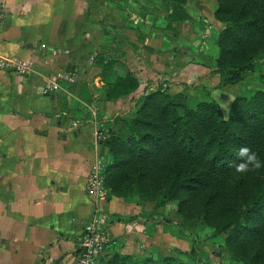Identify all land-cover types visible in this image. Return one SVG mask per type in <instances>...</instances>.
<instances>
[{"label":"crops","instance_id":"obj_1","mask_svg":"<svg viewBox=\"0 0 264 264\" xmlns=\"http://www.w3.org/2000/svg\"><path fill=\"white\" fill-rule=\"evenodd\" d=\"M2 1L0 51L29 61L30 69L0 67V264H73L90 212L85 177L91 162L103 159L96 129L160 86L206 88L226 111L231 87H218L210 66L221 25L214 0H188L189 17L171 23V33L159 24L166 10L158 0ZM177 41L193 54L185 57ZM99 52L134 74L133 91L104 97ZM67 62L73 71L64 70ZM59 72L66 77L50 87ZM103 206L116 242L98 264L111 253L160 256L184 242L177 225L167 227L133 198L108 194Z\"/></svg>","mask_w":264,"mask_h":264},{"label":"trees","instance_id":"obj_2","mask_svg":"<svg viewBox=\"0 0 264 264\" xmlns=\"http://www.w3.org/2000/svg\"><path fill=\"white\" fill-rule=\"evenodd\" d=\"M167 28L189 17L188 0H160ZM215 70L221 83L239 82L264 59V0H214ZM105 98L133 91L134 74L116 59L94 60ZM116 71L115 65H119ZM120 67L121 70H120ZM264 83V75L259 76ZM222 83V84H223ZM225 114L207 91L191 95L185 86L150 89L129 114H117L101 129L102 174L108 194L154 206L169 204L181 222L201 219L215 235L224 229L221 250L243 264H264V167L237 173L242 146L264 162V89L231 88ZM102 264H194L166 253L134 258L111 253Z\"/></svg>","mask_w":264,"mask_h":264},{"label":"rangeland","instance_id":"obj_3","mask_svg":"<svg viewBox=\"0 0 264 264\" xmlns=\"http://www.w3.org/2000/svg\"><path fill=\"white\" fill-rule=\"evenodd\" d=\"M160 1V0H158ZM188 5V4H187ZM158 22V21H156ZM156 22L155 25L157 24ZM167 18L166 14L163 19H160L159 24L163 28H167L166 26ZM168 33L174 30V28H167ZM180 47L186 48L185 57H189L193 54V51L189 47L183 46L180 42L177 41V45ZM215 45V44H214ZM216 47V46H215ZM210 54L208 53L207 63H209ZM255 69L253 71H245L243 78L236 83H221L220 75L215 70V64L212 63L210 66L213 67V70L218 73V83L217 86L221 88H239L242 90L245 89H255L260 88L264 89V83L260 80L259 76L264 75V59L259 58L255 60ZM179 89V88H178ZM191 95L195 97H203L208 89L206 88H196L187 90ZM209 92V91H208ZM210 94V93H209ZM212 96V95H211ZM213 97V96H212ZM214 98V97H213ZM215 99V98H214ZM221 106V105H220ZM221 113L225 114L226 111H223L221 107H219ZM146 205L145 213L148 215H161V220L165 221V225L169 227L171 224L177 225L173 227L177 229V235L183 236L182 241L183 244L177 247L169 246L167 249H170L171 252H168L167 249L163 251V254L171 253L176 255L179 259L194 264H243L240 261L233 260L229 257L225 250H221V245L223 241V237L228 233V229H224L219 233L213 235L212 230L209 226H207L201 219H190L186 222H181L178 217L172 214V206L169 204H164L162 206H154L152 200H146L143 202ZM160 254V256H161ZM146 256V255H144ZM143 256V257H144ZM141 258V257H138Z\"/></svg>","mask_w":264,"mask_h":264},{"label":"built area","instance_id":"obj_4","mask_svg":"<svg viewBox=\"0 0 264 264\" xmlns=\"http://www.w3.org/2000/svg\"><path fill=\"white\" fill-rule=\"evenodd\" d=\"M4 15L3 1L0 0V24ZM0 67L18 73L30 69V62L14 54H4L0 51ZM50 79V87L57 88L55 77L65 78V73H55ZM97 139H102L100 128L95 131ZM104 160L97 156L91 164L85 177L84 191L90 204L88 218L82 223L81 233L76 244V253L73 264H98L104 251L115 244L116 240L108 226L109 214L103 202L108 195L101 172Z\"/></svg>","mask_w":264,"mask_h":264},{"label":"clouds","instance_id":"obj_5","mask_svg":"<svg viewBox=\"0 0 264 264\" xmlns=\"http://www.w3.org/2000/svg\"><path fill=\"white\" fill-rule=\"evenodd\" d=\"M236 155L240 160V163L235 166L237 173L244 174L264 167V162L260 160L256 152L250 150L247 146L240 147Z\"/></svg>","mask_w":264,"mask_h":264},{"label":"water","instance_id":"obj_6","mask_svg":"<svg viewBox=\"0 0 264 264\" xmlns=\"http://www.w3.org/2000/svg\"><path fill=\"white\" fill-rule=\"evenodd\" d=\"M74 64L73 63H70V62H67L66 64H65V66H64V70L66 71V72H71V71H73L74 70ZM105 140H106V137L104 136L102 139H100L99 140V142H100V154H102V152H103V147H104V142H105ZM57 262V261H56Z\"/></svg>","mask_w":264,"mask_h":264}]
</instances>
